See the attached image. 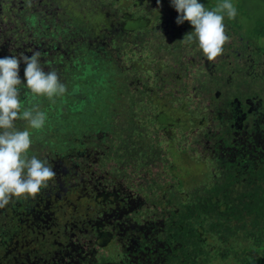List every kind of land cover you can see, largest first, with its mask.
I'll return each mask as SVG.
<instances>
[{"label": "trees", "instance_id": "trees-1", "mask_svg": "<svg viewBox=\"0 0 264 264\" xmlns=\"http://www.w3.org/2000/svg\"><path fill=\"white\" fill-rule=\"evenodd\" d=\"M41 1L46 10L54 7L47 11V23L56 31L44 30L46 15L28 12V0H19L23 8L2 28L11 1L0 0V58L39 51L44 71L55 70L65 85L63 94L51 98L21 86L24 107L46 113V121L39 130L14 121L16 130L30 133L28 157L47 160L56 176L34 197H14L0 207V264H264V98L259 91L220 93L223 102L210 105L211 121L221 127L216 134L206 132L213 142L202 147L212 163L211 178L188 188L171 171L158 129L152 133L144 115L136 113L135 47H146L142 34H148L149 20L128 9L119 16L112 8L119 0L106 2L109 9L87 0ZM131 1L136 10L143 3ZM160 1L168 6H162L164 16L156 15L157 26L169 40L166 47L181 54L195 41L187 35L193 27L186 21L178 25L170 0ZM263 25L257 20L255 35L264 34ZM237 36L225 42L220 57L239 65L231 69L242 76L238 88L249 79L264 80V47ZM198 55L195 60L207 59L201 49ZM187 62L194 63L176 58L166 70L157 68L154 78L177 80ZM25 67L19 64L22 83ZM215 70L205 71L215 75ZM118 97L128 103L119 119L110 109ZM247 100L258 101L263 116L252 118ZM239 109L245 119L238 117Z\"/></svg>", "mask_w": 264, "mask_h": 264}, {"label": "rangeland", "instance_id": "rangeland-1", "mask_svg": "<svg viewBox=\"0 0 264 264\" xmlns=\"http://www.w3.org/2000/svg\"><path fill=\"white\" fill-rule=\"evenodd\" d=\"M10 1V5L4 8L3 15L9 12H11V15L9 17H6L8 14L5 16L6 19L3 20L2 28L7 27V24L13 21L14 15L23 8L19 0ZM109 1L111 0H101L99 2L98 0H87L90 4L93 3L100 7V9H109L107 7ZM142 2L137 7L138 10L134 9L131 0H119L116 1L113 7L111 6L117 8L119 16L122 10L128 9L134 13L138 12V16H143L149 20L144 27V30H148V34H142L146 35V47L144 48L140 44L135 47L137 53L134 58H139L135 72L138 79V88L134 95L138 100L136 113L140 116L144 115L143 124L149 125L152 133L155 132L156 128L158 129L156 131L159 136L158 141H162V144H160L163 148L162 152L169 159L168 164L171 171L179 174L182 178L179 177V179L182 180V183H185L186 187L199 186L209 182L212 174V163L207 158L208 156L203 153L202 147L205 141L213 142L214 136L207 138L206 132L210 129L211 133L216 134L221 129L220 125L216 124V120L211 121L210 105L223 102V97L218 96L220 93L223 96L233 97V93L236 91H240L242 95L246 89L251 93L259 91L264 98V88L254 90L262 87L264 80L249 79L250 81L247 80L246 86L240 82L237 88L236 84L242 76L233 73L231 69H237L239 65L236 63L228 64L227 60L222 62L219 55L213 59L215 66L212 67L213 70L216 69L215 75L208 74L203 67L199 68L195 62H187L183 66L185 73L180 72L177 80L170 77L162 83H158L157 78H154L157 68L166 70L167 66L176 58L180 61L191 58L193 61H197L195 59L199 56L200 49L196 46L197 41L185 46L181 54L175 53L172 48H167L165 44L169 45V40H167V36L163 35L161 25L157 26L156 15L159 13L160 16H164L165 12L162 6H168V4L160 1L158 5L157 0H142ZM198 2L205 5L206 10H209V7L211 10H215L218 4L223 3V0H198ZM230 2L236 9V17L230 19L226 11L220 13L224 16L223 23L225 34L229 37L228 40L231 41L232 36L233 41L234 36L238 37L237 35L240 33L245 40L249 39L251 41V45L255 41L256 46L264 47V34L255 35L257 20L264 24V0H230ZM28 3V5L25 3L28 12L38 13L39 15L44 13L46 15L44 22L47 26L44 27V30L53 31L54 29L56 31L54 24L47 23L50 17L47 11H53L54 7H49L46 10L47 5L44 6L41 0H28ZM39 15H36V17L38 18ZM55 21L62 23L63 18L56 15ZM186 23L192 27L188 21ZM154 58H156V61ZM232 73L231 83L228 78ZM127 75L130 81L133 76L125 74V76ZM144 83L147 85L144 86ZM247 86L248 88H246ZM124 97L122 96L123 99ZM122 98L118 97L116 101L110 104V109L115 113H120V115H114V118L119 119L128 111V103L126 100L123 101Z\"/></svg>", "mask_w": 264, "mask_h": 264}, {"label": "clouds", "instance_id": "clouds-1", "mask_svg": "<svg viewBox=\"0 0 264 264\" xmlns=\"http://www.w3.org/2000/svg\"><path fill=\"white\" fill-rule=\"evenodd\" d=\"M170 4L178 13L175 21L178 25L184 21L192 25L193 31L187 35L190 41L198 42L204 56L208 60L219 56L229 39L225 34L224 16L220 13L226 11L230 19L237 15L230 0H223L215 10H206L198 0H170ZM21 62L26 65L23 83L18 75ZM21 86L31 94L49 98L66 90L55 70L44 71L39 51H33L30 56L0 58V207L9 204L14 197H34L56 176L47 160L28 157L32 143L30 133L14 127V121L22 119L31 129L39 130L46 121V113L24 107Z\"/></svg>", "mask_w": 264, "mask_h": 264}, {"label": "flooded vegetation", "instance_id": "flooded-vegetation-1", "mask_svg": "<svg viewBox=\"0 0 264 264\" xmlns=\"http://www.w3.org/2000/svg\"><path fill=\"white\" fill-rule=\"evenodd\" d=\"M232 39V36H231ZM196 63V65H198L199 68L203 67V69H211L212 66L209 64L207 59H198L197 61H194ZM248 104H247V108H246V112H250L252 114V118H258L260 116H263L260 112V104L258 101L253 102L252 100H247ZM239 111V118L240 119H245L246 118V112L241 111V109L238 110ZM242 122V121H241Z\"/></svg>", "mask_w": 264, "mask_h": 264}]
</instances>
